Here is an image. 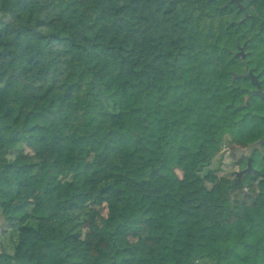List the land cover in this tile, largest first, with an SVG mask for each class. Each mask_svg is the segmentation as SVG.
<instances>
[{
    "label": "trees",
    "instance_id": "obj_1",
    "mask_svg": "<svg viewBox=\"0 0 264 264\" xmlns=\"http://www.w3.org/2000/svg\"><path fill=\"white\" fill-rule=\"evenodd\" d=\"M241 4L0 0V264H264V179L211 168L264 140Z\"/></svg>",
    "mask_w": 264,
    "mask_h": 264
},
{
    "label": "flooded vegetation",
    "instance_id": "obj_2",
    "mask_svg": "<svg viewBox=\"0 0 264 264\" xmlns=\"http://www.w3.org/2000/svg\"><path fill=\"white\" fill-rule=\"evenodd\" d=\"M235 1L242 9H244V16L239 20V22H245L246 18L250 15L241 4V0L239 2L237 0ZM259 24L261 26L264 25V12L260 15ZM261 39L264 43V31ZM252 50L253 49L248 43V39H245L242 44L237 45V49L233 52L235 56L240 58L238 61L239 71L237 73L234 72L235 77L247 79V81H244V88L246 89L244 97L247 102L250 98L264 100V66L259 67V61L252 57ZM263 147V139H260L253 144H249L246 147H228V152L231 150L235 156L233 158V162L237 168L234 169V177H232V180H234L236 184H242L244 176L253 177L254 175L260 174V176L256 179V183H259L264 179L260 168L256 166V152H263Z\"/></svg>",
    "mask_w": 264,
    "mask_h": 264
},
{
    "label": "rangeland",
    "instance_id": "obj_3",
    "mask_svg": "<svg viewBox=\"0 0 264 264\" xmlns=\"http://www.w3.org/2000/svg\"><path fill=\"white\" fill-rule=\"evenodd\" d=\"M219 158L222 160L221 164L219 163L220 162ZM233 158L234 157L232 156V151L230 150V152H228V146L225 145L223 150L214 159V161L211 165V168H215V167H217L218 164H220V169L216 172V174H218L219 176H227V177H230L232 179V177H234V175H233L234 169L237 168V167H235V163L233 162ZM213 178H214L213 175L209 174L208 182L211 183Z\"/></svg>",
    "mask_w": 264,
    "mask_h": 264
},
{
    "label": "water",
    "instance_id": "obj_4",
    "mask_svg": "<svg viewBox=\"0 0 264 264\" xmlns=\"http://www.w3.org/2000/svg\"><path fill=\"white\" fill-rule=\"evenodd\" d=\"M238 2L240 1V0H237ZM261 142V141H260Z\"/></svg>",
    "mask_w": 264,
    "mask_h": 264
}]
</instances>
